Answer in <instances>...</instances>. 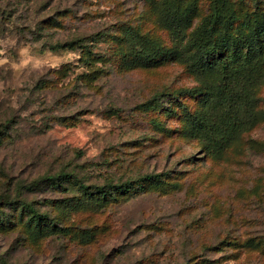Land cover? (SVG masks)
Segmentation results:
<instances>
[{
    "label": "rangeland",
    "instance_id": "rangeland-1",
    "mask_svg": "<svg viewBox=\"0 0 264 264\" xmlns=\"http://www.w3.org/2000/svg\"><path fill=\"white\" fill-rule=\"evenodd\" d=\"M165 1L0 0V264H264V52L248 87L258 121L215 156L189 132L215 80L189 41L228 3L171 0L197 3L178 40ZM258 8L235 0L232 29ZM128 28L165 46L157 66L133 59ZM80 182L130 184L105 200Z\"/></svg>",
    "mask_w": 264,
    "mask_h": 264
},
{
    "label": "trees",
    "instance_id": "trees-1",
    "mask_svg": "<svg viewBox=\"0 0 264 264\" xmlns=\"http://www.w3.org/2000/svg\"><path fill=\"white\" fill-rule=\"evenodd\" d=\"M226 2L228 6L225 5L224 12L215 11L192 28L189 41L193 50L189 58L191 66L196 72L215 75V80L205 93L207 111L190 117L189 132L200 139L215 156L222 155L233 141L258 121L248 87L255 78L256 56L264 52V22L259 20L264 12L258 8L255 12L256 22H248L243 28L234 31L230 22L233 16H229L228 7L234 6L235 0ZM196 11L197 3L194 1L185 7L175 5L171 0L165 1V16L178 40L186 37ZM124 40L130 44L133 59L141 67L157 66L160 58L166 54L164 45L150 35L141 33L139 29L128 28L124 31ZM83 48L86 62L91 64L89 60L97 57L92 55L89 45ZM165 174H150L141 178L160 181ZM73 177V173L61 172L53 179L56 181ZM129 184H114L111 189L95 185V189L91 190L93 186L80 182V188L91 198L103 197L107 200L113 193L129 192ZM69 204L73 208L85 207L86 201L78 198ZM47 218V215L42 214L34 216L38 223ZM249 241L257 245L260 243L254 238Z\"/></svg>",
    "mask_w": 264,
    "mask_h": 264
}]
</instances>
